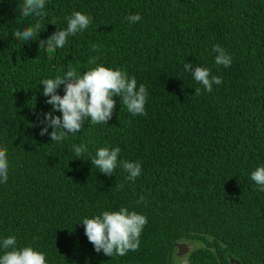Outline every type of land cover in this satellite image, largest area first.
Masks as SVG:
<instances>
[{
  "label": "trees",
  "instance_id": "1",
  "mask_svg": "<svg viewBox=\"0 0 264 264\" xmlns=\"http://www.w3.org/2000/svg\"><path fill=\"white\" fill-rule=\"evenodd\" d=\"M21 3L0 0V148L9 162L0 240L16 236L46 264H172L177 242L199 243L185 264H264V191L251 180L264 166V0H46L39 18L20 15ZM76 11L89 27L41 50ZM135 14L139 21L126 19ZM38 19L35 40L14 38ZM217 44L230 67L215 63ZM188 62L222 83L207 92ZM99 65L145 85L146 115L114 97L107 124L86 120L61 142L41 136L44 114L62 116L41 81ZM81 143L88 151L77 157ZM102 147H119L118 161L139 162L141 175L129 180L119 165L111 177L100 172L91 158ZM121 207L147 218L139 250L97 253L82 220Z\"/></svg>",
  "mask_w": 264,
  "mask_h": 264
},
{
  "label": "clouds",
  "instance_id": "2",
  "mask_svg": "<svg viewBox=\"0 0 264 264\" xmlns=\"http://www.w3.org/2000/svg\"><path fill=\"white\" fill-rule=\"evenodd\" d=\"M46 0H22L19 4V14L24 17L36 16L37 18L46 15L44 12ZM129 22L135 23L141 19L139 14L126 18ZM92 23V18L80 11L74 12L67 18V27L58 29L47 40H40V49L63 48L70 36H75L78 32L87 29ZM42 30L39 19L33 26L24 28L23 31L17 29L13 36L17 40H35L34 37ZM93 50L97 49L92 45ZM213 51L218 53L215 63L230 67L232 58L219 45H215ZM94 63V61H93ZM185 70L191 72L194 80L211 92L213 85L222 83V78L213 76L210 70L192 63H185ZM43 95L49 97L47 104L52 106L53 111L62 113V116H53L52 112L44 114L42 123L45 125L40 135H50L52 142L63 141L68 134L80 132L86 120L91 124H107L112 119L117 101L114 97H120L122 106H125L129 113L135 115H146L147 89L140 84L137 87L135 77L129 78L126 72L119 69H110L103 65L96 66L88 70L83 75H78L75 68H69L64 75L55 78L43 79ZM64 86V95L58 94L60 86ZM200 94V88L195 89V95ZM49 128L52 131L49 133ZM74 153L81 157L88 151L87 145L81 143L73 145ZM120 148L109 149L99 148L92 159L93 165L102 173L111 177L118 165L128 173L127 179L135 180L142 173L139 162L127 160L118 161ZM7 150L0 148V183L8 180L9 162ZM251 180L259 186L260 191H264V166L256 168L251 173ZM140 197V201H143ZM147 218L137 213L129 211L126 207H121L118 211H104L101 215L93 218H84L82 224L85 226V235L90 243L94 245L97 253L114 257L124 256L129 251H138L142 230L147 224ZM0 264H46V254L35 250L33 247L17 246V237L9 236L0 240Z\"/></svg>",
  "mask_w": 264,
  "mask_h": 264
},
{
  "label": "water",
  "instance_id": "3",
  "mask_svg": "<svg viewBox=\"0 0 264 264\" xmlns=\"http://www.w3.org/2000/svg\"><path fill=\"white\" fill-rule=\"evenodd\" d=\"M175 246L178 249V255H181L188 250V246L185 242H180V243L177 242L175 243ZM229 262L230 264H240V262L233 257H229Z\"/></svg>",
  "mask_w": 264,
  "mask_h": 264
},
{
  "label": "rangeland",
  "instance_id": "4",
  "mask_svg": "<svg viewBox=\"0 0 264 264\" xmlns=\"http://www.w3.org/2000/svg\"><path fill=\"white\" fill-rule=\"evenodd\" d=\"M187 244L189 246V249L199 246L198 242H190V243H187ZM185 260H186V256L183 257L181 255H178V253H177V254H174L172 264H176V263L177 264H181V263L184 264Z\"/></svg>",
  "mask_w": 264,
  "mask_h": 264
},
{
  "label": "flooded vegetation",
  "instance_id": "5",
  "mask_svg": "<svg viewBox=\"0 0 264 264\" xmlns=\"http://www.w3.org/2000/svg\"><path fill=\"white\" fill-rule=\"evenodd\" d=\"M186 244L187 243H189V242H185ZM187 246H188V244H187ZM176 247V246H175ZM193 248H191V249H189V246H188V250L185 252V253H183V254H181V256H187L188 255V253L192 250ZM178 253V249H177V247H176V250H175V254H177ZM185 262H186V260H185ZM185 262H184V264H185ZM177 264V263H176ZM181 264H183V263H181Z\"/></svg>",
  "mask_w": 264,
  "mask_h": 264
}]
</instances>
